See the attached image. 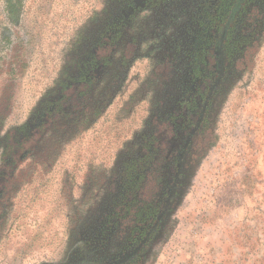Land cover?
Instances as JSON below:
<instances>
[{
  "label": "rangeland",
  "instance_id": "obj_1",
  "mask_svg": "<svg viewBox=\"0 0 264 264\" xmlns=\"http://www.w3.org/2000/svg\"><path fill=\"white\" fill-rule=\"evenodd\" d=\"M211 1L0 0V264L119 260L154 217L121 264H264V0L184 148Z\"/></svg>",
  "mask_w": 264,
  "mask_h": 264
},
{
  "label": "flooded vegetation",
  "instance_id": "obj_2",
  "mask_svg": "<svg viewBox=\"0 0 264 264\" xmlns=\"http://www.w3.org/2000/svg\"><path fill=\"white\" fill-rule=\"evenodd\" d=\"M226 0H212L211 4L212 7H216L214 11H210L208 16V25H205V31L212 30L213 35L212 37L207 36L204 34V38L201 43V50H203V56L207 53H211L212 62L210 63V59L204 56L205 58V65L202 70L203 74L200 77L196 78V84L193 88V92L198 94L202 101V107L200 108L198 105V110L194 111V116L197 117V121L194 123L193 130L188 135L186 140V144L184 148H188L189 145L193 141V137L196 133L203 129L204 123L206 120V112L216 94L218 88L222 85L224 79L227 75L228 70V53H227V44L230 40V35L232 32L235 23L238 20L239 15L243 11L244 7L250 0H235L232 5H227L225 3ZM221 5H223L221 7ZM222 8L223 10L220 11ZM218 9V11H216ZM206 22V23H208ZM205 68H209L206 72ZM209 72V75L207 73ZM204 86L203 90H200L201 87ZM197 112V114H195ZM174 190V188H171ZM170 198V197H169ZM146 245L145 240L138 244L136 249H133L131 252L124 253L119 260H113L110 262H106L105 264H121L123 259L125 260L126 257H134L137 254L141 253L143 247ZM123 263V262H122ZM77 264H85V263H77ZM103 264V263H99Z\"/></svg>",
  "mask_w": 264,
  "mask_h": 264
},
{
  "label": "trees",
  "instance_id": "obj_3",
  "mask_svg": "<svg viewBox=\"0 0 264 264\" xmlns=\"http://www.w3.org/2000/svg\"><path fill=\"white\" fill-rule=\"evenodd\" d=\"M163 207V206H162ZM159 213V212H158ZM161 216V215H160ZM158 220H157V217L155 218L154 217V221H152V223L150 224V226L147 228V229H145V233L143 234V236H142V238L140 239V241L138 242V244L139 243H141V242H143L144 240H145V243L148 241V240H151V237L152 236H154V234L155 233H152L153 232V228L155 227H157L158 226Z\"/></svg>",
  "mask_w": 264,
  "mask_h": 264
}]
</instances>
